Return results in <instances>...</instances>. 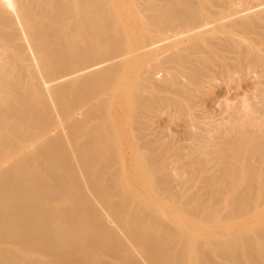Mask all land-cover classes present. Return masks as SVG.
<instances>
[{
    "label": "bare ground",
    "instance_id": "bare-ground-1",
    "mask_svg": "<svg viewBox=\"0 0 264 264\" xmlns=\"http://www.w3.org/2000/svg\"><path fill=\"white\" fill-rule=\"evenodd\" d=\"M0 264H264V0H0Z\"/></svg>",
    "mask_w": 264,
    "mask_h": 264
}]
</instances>
